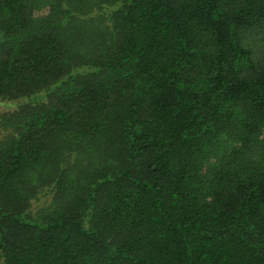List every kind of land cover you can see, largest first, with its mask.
<instances>
[{
	"label": "trees",
	"instance_id": "16d2710c",
	"mask_svg": "<svg viewBox=\"0 0 264 264\" xmlns=\"http://www.w3.org/2000/svg\"><path fill=\"white\" fill-rule=\"evenodd\" d=\"M0 264H264V0H0Z\"/></svg>",
	"mask_w": 264,
	"mask_h": 264
},
{
	"label": "rangeland",
	"instance_id": "374dc122",
	"mask_svg": "<svg viewBox=\"0 0 264 264\" xmlns=\"http://www.w3.org/2000/svg\"><path fill=\"white\" fill-rule=\"evenodd\" d=\"M13 106L12 102L3 99L0 100V111L10 109Z\"/></svg>",
	"mask_w": 264,
	"mask_h": 264
}]
</instances>
